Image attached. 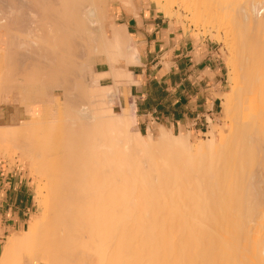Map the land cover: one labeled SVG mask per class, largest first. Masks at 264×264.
Masks as SVG:
<instances>
[{"label":"bare ground","instance_id":"bare-ground-1","mask_svg":"<svg viewBox=\"0 0 264 264\" xmlns=\"http://www.w3.org/2000/svg\"><path fill=\"white\" fill-rule=\"evenodd\" d=\"M102 1L0 8V153L19 150L45 181L42 215L6 239L0 264H264V0H157L230 51L229 123L194 142L161 126L145 136L133 103L113 110L138 58Z\"/></svg>","mask_w":264,"mask_h":264},{"label":"crops","instance_id":"crops-1","mask_svg":"<svg viewBox=\"0 0 264 264\" xmlns=\"http://www.w3.org/2000/svg\"><path fill=\"white\" fill-rule=\"evenodd\" d=\"M137 6L133 12L117 5L114 15L132 36L138 58V63L126 66L132 81L119 87L120 107L134 104L140 131L154 132L161 126L176 134L208 133L216 128L209 129V124L223 117L226 93V65L219 43L210 35L184 30L148 0L138 1ZM99 82L111 84L112 79L106 76ZM33 206L24 163L0 159V236L23 229Z\"/></svg>","mask_w":264,"mask_h":264},{"label":"rangeland","instance_id":"rangeland-1","mask_svg":"<svg viewBox=\"0 0 264 264\" xmlns=\"http://www.w3.org/2000/svg\"><path fill=\"white\" fill-rule=\"evenodd\" d=\"M137 1H140V0H137ZM148 1L154 3L156 5V7H157V11H160L162 14H164L169 20L177 22L176 24L181 26L184 30H191V31H195L197 33H201L203 35H210L211 37H213L219 43V45L221 47L222 54L224 56L225 65H226V76H227V78H226V91H228L231 88V86H232V78H231L232 75H231V72H230L231 67H230L229 62H228L230 51H229V48H227L228 45H227L226 41L224 40L225 39L224 35H220V36L217 37L215 35L216 33H215V31L213 29H208L207 30V28H203V27H199V26H195L194 24H191L192 22L190 20H188V17L186 16L188 14H186L181 8L177 7L176 3L173 4L172 10L168 14H166V13H164L163 8L158 4L157 0H148ZM2 2H4V3H2ZM102 4H107L108 5V8H109L108 15L110 16L109 18H114L115 21L118 18V17H114L115 12L119 8V7H117V5H122L128 10V7L123 2V0H110V1L103 0ZM7 5H8L7 0H3V1L0 0V8L1 9L6 10L7 9ZM157 5H159V6H157ZM32 20L33 19H30L29 21H32ZM29 21H24V22H27L29 24ZM24 22H22V23H24ZM16 23L19 26L20 32L26 33L31 28L26 23H24V24H25V26H28L29 29H24L26 27H24V25L21 26L22 23L20 21H17ZM32 26H33V24H32ZM4 33L6 34V30L4 31ZM5 37L7 38L8 35L6 34ZM3 45H4L3 42L0 43V47L3 46ZM78 53L81 54V55L78 54L79 58H82L84 56V50L83 49H81L80 52H78ZM95 60L96 61H95V64L93 66L94 70H99V69L106 68V63L101 57H98L97 59L95 58ZM121 65H122V61H120L118 63V66H121ZM57 93H60V92H57ZM222 100L224 101V95H223V99ZM223 101H222L223 117L216 118L215 120L212 121L211 124H209V129L211 128L212 125H214L216 127L217 135H220L221 132L223 131L224 127L227 125V123H229V119L226 116V113L223 111ZM6 102H7L6 104H8V106H11V107H14V108H16V106H17V103L15 101L9 100V101H6ZM120 109H121V107H120L119 102L117 100L116 103L113 105V110L115 112H119ZM16 110H17V108H16ZM141 132L145 136H147L148 133H149L148 130H147V132H145V131H141ZM155 132L156 131H154L153 134H155ZM191 138H192L191 139L192 142H194V141H206V139L208 138V133H206L204 135H200V136L192 135ZM19 153H20V151L16 150V152L14 153V155L12 157V160H8L5 157L4 153L1 152L0 153V159H5L10 164H14V160H20V161H22L24 163V166L26 167V172L29 175L30 188L32 189V196H33V202H34V206H33L32 212L30 213V215H32V216H30V218L28 219V220H30L31 218H33V216L40 217L42 215V208L39 205V200H40L41 196L38 195V191H36L37 190L36 189L37 188L36 184H38L37 181L39 179H38L37 174H35L30 168V159L28 157L20 158V154ZM44 182L45 181L43 179L39 180V184H41V185ZM262 186H263V188H262ZM258 187H259V190H261V192L262 191L264 192V190H263L264 189V182L261 183V186L259 184ZM26 225L27 224L24 225V228H26ZM20 230L22 231V228L19 229V230H16V231H12L10 234L6 235V237L0 236V256H2V254H3L6 239L9 236H11L13 233L19 232ZM86 264H94V258H92V256H88Z\"/></svg>","mask_w":264,"mask_h":264}]
</instances>
